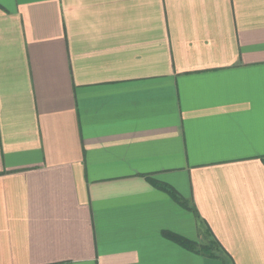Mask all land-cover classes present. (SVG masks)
<instances>
[{"label":"crops","instance_id":"1","mask_svg":"<svg viewBox=\"0 0 264 264\" xmlns=\"http://www.w3.org/2000/svg\"><path fill=\"white\" fill-rule=\"evenodd\" d=\"M0 264H264V0H0Z\"/></svg>","mask_w":264,"mask_h":264},{"label":"trees","instance_id":"2","mask_svg":"<svg viewBox=\"0 0 264 264\" xmlns=\"http://www.w3.org/2000/svg\"><path fill=\"white\" fill-rule=\"evenodd\" d=\"M156 185L160 189L167 192L171 196V198H173L179 204H186V201L183 199V197H181L170 186H168L164 183H157ZM162 233L165 237L174 240L175 242L179 243L181 246H183L186 249L196 251V252H201V253L209 255V256H218V254L215 253L214 251L217 250L215 248H218L220 246L218 245V241H216L215 239L210 240V242H208V243L201 244V243H197L196 241L189 240L183 236L174 234L170 231L164 230Z\"/></svg>","mask_w":264,"mask_h":264}]
</instances>
